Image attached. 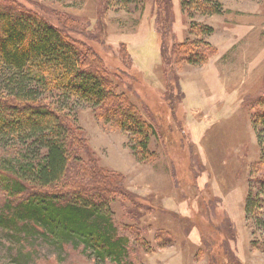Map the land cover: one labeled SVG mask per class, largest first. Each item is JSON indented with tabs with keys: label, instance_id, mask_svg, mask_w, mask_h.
<instances>
[{
	"label": "rangeland",
	"instance_id": "obj_1",
	"mask_svg": "<svg viewBox=\"0 0 264 264\" xmlns=\"http://www.w3.org/2000/svg\"><path fill=\"white\" fill-rule=\"evenodd\" d=\"M184 1L171 0L167 17H161L156 0L128 8L118 0H0V5L36 10L94 50L120 90L132 83L128 73L138 81L145 104L132 99L142 113L146 105L154 117L143 113L144 119L156 122L150 144L156 155L147 162L137 159L126 134L105 125L86 103L51 99L73 118L88 142L82 159L119 177L115 183L127 193L112 205V212L120 233L134 241L129 259L136 264H209L204 241L219 243L216 224L230 238L228 220L238 262L264 264V196L257 199L260 189L250 182L254 174L264 175V167L257 169L261 150L249 109L264 96V0H218L221 10L216 14L192 0V8L183 6ZM163 26L167 46H177L180 53L193 50L192 44L211 48L203 66L178 64L182 94L173 96L176 120L163 99ZM206 27L213 31L205 32ZM250 188L256 203L251 219L246 211ZM202 200L206 207L213 205L215 217L205 213ZM13 235L0 229V264H116L99 261L77 243L62 247L32 232ZM161 241L169 246L160 248ZM213 258L217 264H230L223 250Z\"/></svg>",
	"mask_w": 264,
	"mask_h": 264
},
{
	"label": "trees",
	"instance_id": "obj_2",
	"mask_svg": "<svg viewBox=\"0 0 264 264\" xmlns=\"http://www.w3.org/2000/svg\"><path fill=\"white\" fill-rule=\"evenodd\" d=\"M118 1L121 7L128 8L143 0ZM170 1L156 0L161 17H167ZM192 1L210 14L221 10L217 7L218 0L214 4L208 0ZM191 3L184 1L183 6L192 8ZM164 28L159 33L163 99L170 103L175 119L173 96L177 92L182 94L178 64L203 66L211 48L207 43L202 45L205 49L192 44L193 50L180 53L177 46H167L169 39ZM204 30L213 31L209 27ZM64 34L36 10L7 2L0 5V229L13 232L14 237L29 232L38 237L43 235L62 247L77 243V247L83 246L99 261L136 264L129 259V246L134 241L123 236L113 222L112 205L128 197L115 183L119 177L107 174L93 160L82 159L80 154L86 153L88 142L73 118L62 107L57 109L51 99L86 103L105 125L115 126L128 136L135 156L142 162L156 155L150 147L156 122L144 119L143 113L154 117L146 105L141 106L142 113L133 101L135 97L140 104L144 103L137 92L140 85L132 74L128 73L132 83L125 85V91L120 90L103 58ZM249 109L261 150L256 166L261 169L264 167V96L250 103ZM254 177L255 174L250 182L260 189V194H255L259 199L264 196V175ZM251 190L246 202L250 219L256 205ZM202 201L205 213L215 217L213 205L206 207ZM189 219L187 222L193 224V218ZM226 221L230 238L216 224L214 230L222 237L219 243L209 245L204 241L209 264H217L211 256L222 250L230 264H240L231 248V242L235 241L234 227ZM210 227L212 224L208 225V232ZM202 234L206 236V232ZM159 245L169 246L163 241Z\"/></svg>",
	"mask_w": 264,
	"mask_h": 264
},
{
	"label": "crops",
	"instance_id": "obj_3",
	"mask_svg": "<svg viewBox=\"0 0 264 264\" xmlns=\"http://www.w3.org/2000/svg\"><path fill=\"white\" fill-rule=\"evenodd\" d=\"M158 66H159V69H161V65L160 64H158ZM162 87V86H161Z\"/></svg>",
	"mask_w": 264,
	"mask_h": 264
}]
</instances>
